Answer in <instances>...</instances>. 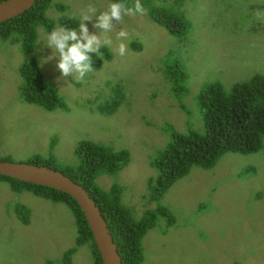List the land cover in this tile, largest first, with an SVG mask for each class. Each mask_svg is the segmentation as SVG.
I'll return each mask as SVG.
<instances>
[{"label":"rangeland","instance_id":"obj_1","mask_svg":"<svg viewBox=\"0 0 264 264\" xmlns=\"http://www.w3.org/2000/svg\"><path fill=\"white\" fill-rule=\"evenodd\" d=\"M110 2L52 0L46 13L54 20L68 14L80 21L89 4L100 12ZM60 4L63 11L58 10ZM174 8L190 20L184 37L169 34L147 12L125 16L107 33L111 59L82 81L74 75L61 77L57 58L45 45L50 31L37 28L39 65L66 101V110L46 111L22 100L18 65L26 56L17 44L0 40V157L17 162H30L37 154L46 157L52 137L53 153L61 164L78 162L74 150L82 139L126 148L130 159L117 176L102 173L96 182L108 189L117 181L123 188L122 202L135 218L154 208L149 191L156 171L149 161L168 140L165 123L184 131L187 121L202 130L195 95L204 83L218 79L229 89L254 73L264 75V0H185ZM94 19L85 21L90 32L99 31L93 28ZM121 29L129 32L123 56L115 51ZM132 40L140 46L132 48ZM174 62L187 72L183 110L162 71ZM119 97L112 114L99 111V105ZM245 167L252 169L239 175ZM17 203L30 208L28 224L16 217ZM160 203L173 213L175 222L166 227L165 218L158 216L156 226L142 239V264H264V139L258 152L225 153L210 169L192 167ZM75 237V219L64 203L29 191L14 192L0 182V264H61L63 251L74 245ZM72 261L94 264L88 243L76 247Z\"/></svg>","mask_w":264,"mask_h":264},{"label":"trees","instance_id":"obj_2","mask_svg":"<svg viewBox=\"0 0 264 264\" xmlns=\"http://www.w3.org/2000/svg\"><path fill=\"white\" fill-rule=\"evenodd\" d=\"M156 1L158 5L154 3ZM184 2L185 0H141L147 9L148 18L177 37H184L191 27L185 14L174 8H179L181 4L183 6ZM51 3L52 0H35L26 11L0 22V40L17 44L26 56L18 65L22 77L19 89L22 100L46 111L66 110L67 104L39 65L35 53L37 28L51 31L56 23L77 28L80 22L68 14H63L56 20L49 17L46 11ZM127 3L131 5L130 0H127ZM57 7L59 11L64 10L62 4ZM130 46L138 48L140 45H135L132 40ZM100 51L102 55L99 57L93 54V68H98L103 61L112 57V52L107 46ZM162 71L169 81L171 94L178 107L185 109L183 98L188 93V88L187 72L183 65L174 62L172 65H166ZM119 103L120 97L112 98L99 105L98 109L101 113L112 114ZM195 103L201 113L203 129L195 130L186 121V129L179 131L172 124L165 123L168 140L149 161L156 171L153 181L150 180L152 186L149 191V198L155 202V207L143 211L139 218H135L132 208L122 202L123 188L117 181H113L108 189L101 188L96 182V177L102 173L117 176L130 159L128 149H113L103 143L82 139L74 150L78 162L72 165L61 164L54 156L56 138L52 137L48 155L42 157L37 154L30 161L62 171L87 190L110 228L123 264L143 263L142 239L149 229L156 226L158 216L165 218L166 227L173 226L175 217L160 200L192 167L210 169L225 153L246 155L258 152L263 147L264 75L261 73H254L248 79L236 81L229 89L218 79L208 81L195 95ZM0 160L8 159L0 157ZM251 169L252 167H245L239 175H246ZM0 182L7 183L14 192L26 190L44 199L62 202L69 208L76 223V237L74 245L63 251L61 264H74L73 252L76 247L85 243L90 246L93 263L103 264L83 211L71 195L50 186L25 182L2 174ZM13 210L21 223L30 222L31 211L27 205L17 203Z\"/></svg>","mask_w":264,"mask_h":264},{"label":"clouds","instance_id":"obj_3","mask_svg":"<svg viewBox=\"0 0 264 264\" xmlns=\"http://www.w3.org/2000/svg\"><path fill=\"white\" fill-rule=\"evenodd\" d=\"M146 12L147 9L141 0H132L131 6L128 5L127 0H113L104 11L100 12L95 5L89 4L80 13L78 31L76 27L57 26L47 33L45 45L53 50L52 56L57 58L56 67L61 77L74 75L77 81H82L86 74L94 71L93 54L99 57L102 55L100 50L103 47L112 45L107 33L111 32L116 24L122 22L125 16L137 14L144 16ZM93 18H95L93 28L99 31L90 32L85 23V21H93ZM116 35L120 43L115 51L123 56L128 50L124 41L129 39V32L121 29ZM52 56L46 59H51Z\"/></svg>","mask_w":264,"mask_h":264},{"label":"water","instance_id":"obj_4","mask_svg":"<svg viewBox=\"0 0 264 264\" xmlns=\"http://www.w3.org/2000/svg\"><path fill=\"white\" fill-rule=\"evenodd\" d=\"M35 0H1L0 22L26 11ZM0 174L46 185L71 195L80 206L103 264H123L110 228L87 190L70 176L46 165L0 160Z\"/></svg>","mask_w":264,"mask_h":264}]
</instances>
